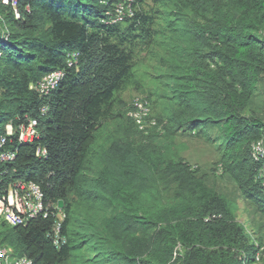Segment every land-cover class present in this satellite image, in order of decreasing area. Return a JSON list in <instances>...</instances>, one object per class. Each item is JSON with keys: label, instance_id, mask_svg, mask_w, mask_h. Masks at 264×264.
I'll list each match as a JSON object with an SVG mask.
<instances>
[{"label": "trees", "instance_id": "trees-1", "mask_svg": "<svg viewBox=\"0 0 264 264\" xmlns=\"http://www.w3.org/2000/svg\"><path fill=\"white\" fill-rule=\"evenodd\" d=\"M114 3L0 0V136L27 116L41 134L34 143L10 138L16 158L0 160V183L40 185L52 212L13 227L0 219V241L34 264H254L264 242L239 221L236 198L180 155L176 138L213 144L216 167L264 217L251 156L264 140L255 102L264 0H146L111 24ZM140 49L159 71L145 96L162 134L144 135L128 116L124 92L145 91ZM59 69L66 76L50 95L30 88ZM60 201L66 241L57 248L48 232Z\"/></svg>", "mask_w": 264, "mask_h": 264}, {"label": "built area", "instance_id": "built-area-1", "mask_svg": "<svg viewBox=\"0 0 264 264\" xmlns=\"http://www.w3.org/2000/svg\"><path fill=\"white\" fill-rule=\"evenodd\" d=\"M13 1L16 7L17 0H2L4 4ZM146 0H115L113 11L109 13L108 23L118 24L133 18L141 11ZM19 17V15H17ZM77 58V54H76ZM77 60L69 61V66H73ZM66 76L64 69L52 71L45 75L39 82L31 85V89L37 92L41 97L50 95L56 90ZM48 106L45 105L41 111L46 113ZM129 115L135 120L138 129L144 135H150L155 131L163 133L156 118L152 115L151 105L146 98H136L131 106ZM17 126L9 122L5 126V133L0 136V160L10 162L16 158V153L6 149L7 142L12 136H15L19 142L34 143L40 138L38 120L36 118L26 117ZM38 157L47 156V150L42 147L36 149ZM251 156L259 165L257 180L264 191V140H259L252 145ZM218 175L223 173V166L219 164L216 170ZM57 212L53 226L48 232V236L54 241L57 248L65 243L66 237L62 234V223L65 219V213L57 205ZM50 213V204L45 201V194L41 186L33 182H9L6 185L0 183V219L9 226L26 225L30 220L36 218H48ZM263 247L255 255L254 263H260L262 260ZM0 264H34L33 260L27 256H15L13 249L4 245L0 241Z\"/></svg>", "mask_w": 264, "mask_h": 264}, {"label": "rangeland", "instance_id": "rangeland-1", "mask_svg": "<svg viewBox=\"0 0 264 264\" xmlns=\"http://www.w3.org/2000/svg\"><path fill=\"white\" fill-rule=\"evenodd\" d=\"M135 62L137 63L138 79L143 87L142 90L145 91L142 92L133 89L125 91L123 96L128 104H131L135 97L148 94V91L153 88L151 73H159V71L155 69L157 68L156 63L150 60L147 56V51L144 49H140ZM263 92L264 83L260 86L258 96L255 100L257 104L256 107L260 109L264 108ZM154 112H156L155 108ZM260 114L263 115L264 118V112ZM176 144L179 147L178 150L180 149L179 151H181L180 155L183 156L194 168L207 174L208 181L211 185L218 189V191L236 198L239 221L245 224L247 231L253 238H260L264 242V217L255 213L248 203L244 201L243 197L236 190V186L233 182H231L226 176H220L214 172L218 160L216 147L213 144L205 143L198 138L189 137L188 135L177 137ZM262 261H264V254L262 255L260 263L254 264H261Z\"/></svg>", "mask_w": 264, "mask_h": 264}, {"label": "clouds", "instance_id": "clouds-1", "mask_svg": "<svg viewBox=\"0 0 264 264\" xmlns=\"http://www.w3.org/2000/svg\"><path fill=\"white\" fill-rule=\"evenodd\" d=\"M144 95H145V94H144ZM139 97H143V98H146V99H147L146 96H138V97H135V98L133 99V101H134L136 98H139ZM147 100H148V99H147ZM133 101H132V102H133ZM132 102H131V104H132ZM149 103H150V102H149ZM131 104H130V106H131ZM150 105H151V104H150ZM151 110H152V109H151ZM129 112H130V107H129V110H128V116H130V115H129ZM152 115H153V112H152ZM130 117H131V116H130ZM153 117L155 118L154 115H153ZM218 165H219V164H218ZM218 165H217V167H218ZM217 167H216V170H217ZM216 170H215V173H216ZM223 172H224V169H223ZM216 174H217V173H216ZM222 174H223V173H222ZM222 174H221V175H222ZM217 175H218V174H217ZM221 175H220V176H221ZM61 209H62V208H61Z\"/></svg>", "mask_w": 264, "mask_h": 264}, {"label": "water", "instance_id": "water-1", "mask_svg": "<svg viewBox=\"0 0 264 264\" xmlns=\"http://www.w3.org/2000/svg\"><path fill=\"white\" fill-rule=\"evenodd\" d=\"M59 207H60V208H63V201H60V202H59Z\"/></svg>", "mask_w": 264, "mask_h": 264}]
</instances>
